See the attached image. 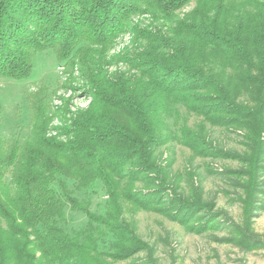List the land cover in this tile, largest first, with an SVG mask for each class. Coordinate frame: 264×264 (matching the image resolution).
<instances>
[{
    "label": "trees",
    "instance_id": "obj_1",
    "mask_svg": "<svg viewBox=\"0 0 264 264\" xmlns=\"http://www.w3.org/2000/svg\"><path fill=\"white\" fill-rule=\"evenodd\" d=\"M192 3L196 11L175 31L179 43L158 35L169 51L148 49L140 76L97 83L92 106L62 128L64 140L49 136L50 93L31 100L28 135L0 134V264H104L98 257L102 232L115 236L116 250L130 252L140 241L121 221L122 204L147 207L151 201L129 191L135 180L123 183L119 167L137 166L169 183L152 155L164 143L163 130L177 105L203 114L228 97L202 93H235L251 83L257 93L264 90V0H0V78L15 80L31 76L39 53L51 50L74 64L86 50L112 44L133 15L172 19ZM2 112L0 105V123ZM249 129L255 154L260 131ZM249 174L251 190L255 175ZM69 180L79 192L103 181L109 220L81 204ZM68 205L83 211L92 226L69 233L62 226Z\"/></svg>",
    "mask_w": 264,
    "mask_h": 264
},
{
    "label": "rangeland",
    "instance_id": "obj_2",
    "mask_svg": "<svg viewBox=\"0 0 264 264\" xmlns=\"http://www.w3.org/2000/svg\"><path fill=\"white\" fill-rule=\"evenodd\" d=\"M195 11L192 3L172 19L147 12L133 15L112 44L86 50L74 64L61 62L51 50L39 53L29 78H0V134L6 139L21 130L28 135L31 100L38 93H50L49 136H60L62 128L92 106L97 83L140 76L147 66V50L167 53L164 38L179 43L177 25ZM254 84L246 90L242 83L244 89L235 93H202L206 98L228 97L208 105L203 114L176 106L163 130L164 143L155 146L152 155L170 184H161L155 172L119 167L123 183L135 180L130 188L122 185L151 202L147 207L122 204L121 221L140 242L122 254L114 248L115 236L102 232L98 257L104 264H264V90L257 93ZM250 127L260 131L255 154ZM252 171L254 186L249 190ZM67 184L93 215L109 220L110 198L103 181L87 192H79L73 181ZM62 226L74 234L92 224L83 211L68 205Z\"/></svg>",
    "mask_w": 264,
    "mask_h": 264
}]
</instances>
